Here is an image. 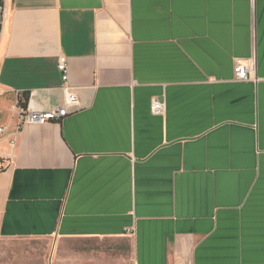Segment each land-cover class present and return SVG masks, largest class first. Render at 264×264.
I'll return each instance as SVG.
<instances>
[{
    "label": "crops",
    "instance_id": "crops-1",
    "mask_svg": "<svg viewBox=\"0 0 264 264\" xmlns=\"http://www.w3.org/2000/svg\"><path fill=\"white\" fill-rule=\"evenodd\" d=\"M4 4L0 126L64 103L62 55L80 105L0 153V239L59 264H264V0Z\"/></svg>",
    "mask_w": 264,
    "mask_h": 264
},
{
    "label": "built area",
    "instance_id": "built-area-1",
    "mask_svg": "<svg viewBox=\"0 0 264 264\" xmlns=\"http://www.w3.org/2000/svg\"><path fill=\"white\" fill-rule=\"evenodd\" d=\"M4 12V0H0V31L3 24ZM57 66L64 81V103L58 108L50 110H29L26 106L17 102L12 108V117L16 119L15 130L11 133L8 126H0V153H13L17 143V136L24 126L29 124L43 125L49 122H59L70 114V108L80 105V99L69 83L68 58L64 55L60 56ZM252 69V66L238 62L235 65L236 79L241 81L248 80ZM151 108L155 114H162L165 111V102L155 99L152 101Z\"/></svg>",
    "mask_w": 264,
    "mask_h": 264
},
{
    "label": "rangeland",
    "instance_id": "rangeland-1",
    "mask_svg": "<svg viewBox=\"0 0 264 264\" xmlns=\"http://www.w3.org/2000/svg\"><path fill=\"white\" fill-rule=\"evenodd\" d=\"M53 241H9L0 239V264H59ZM72 255V252H71Z\"/></svg>",
    "mask_w": 264,
    "mask_h": 264
},
{
    "label": "trees",
    "instance_id": "trees-1",
    "mask_svg": "<svg viewBox=\"0 0 264 264\" xmlns=\"http://www.w3.org/2000/svg\"><path fill=\"white\" fill-rule=\"evenodd\" d=\"M24 106H26V103H23Z\"/></svg>",
    "mask_w": 264,
    "mask_h": 264
}]
</instances>
